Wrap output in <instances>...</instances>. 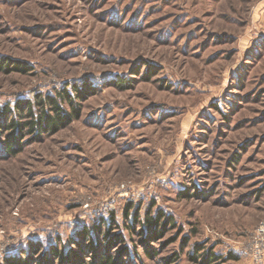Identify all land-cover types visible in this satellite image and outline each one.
I'll return each instance as SVG.
<instances>
[{
  "label": "rangeland",
  "instance_id": "rangeland-1",
  "mask_svg": "<svg viewBox=\"0 0 264 264\" xmlns=\"http://www.w3.org/2000/svg\"><path fill=\"white\" fill-rule=\"evenodd\" d=\"M0 114V264H255L264 0H0Z\"/></svg>",
  "mask_w": 264,
  "mask_h": 264
},
{
  "label": "trees",
  "instance_id": "trees-1",
  "mask_svg": "<svg viewBox=\"0 0 264 264\" xmlns=\"http://www.w3.org/2000/svg\"><path fill=\"white\" fill-rule=\"evenodd\" d=\"M123 82V80L121 81ZM124 84V83H122ZM67 89V88H66ZM86 89H81L78 86L74 88V91L78 96H81L83 92H85ZM66 93L67 90H65ZM64 100L70 104V109L64 108L57 99L53 97H49L46 101V104L42 102V109L40 113H35L33 111L32 105L28 104L26 109L27 112L25 115H21L23 117H30V119L24 123V125H21V123L16 120L12 119L10 122L7 123L9 128H26V125H28V128L30 130H36V131H44V132H51V131H57L67 123L72 122L73 120H76L80 116V110L77 106V100H73L72 93L71 95H66L65 93L62 94ZM49 104L50 112L47 110L46 106ZM6 111H2V113L5 114L8 113V107L6 108ZM2 115V114H0ZM23 124V123H22ZM23 126V127H22ZM13 143V142H12ZM11 142H7L6 149L7 151L12 152L13 154H16L19 150H16ZM159 217V218H158ZM156 217L148 216L147 221L150 226L159 227V224L161 222V215ZM171 220V219H170ZM155 232V230H154ZM197 252L200 251V253H196V257H200L202 259L203 264H223L224 260H222V256L216 252H214L210 248L204 247L201 244H197L196 246ZM56 250H54L55 252ZM54 255H57V257H62V253H58L56 251L53 253ZM198 255V256H197ZM229 259H236V255H234L232 252L228 256ZM47 259L44 260L46 262ZM102 264H116V261L113 259L111 255L102 256L101 260ZM21 264H26L23 260H21Z\"/></svg>",
  "mask_w": 264,
  "mask_h": 264
},
{
  "label": "built area",
  "instance_id": "built-area-1",
  "mask_svg": "<svg viewBox=\"0 0 264 264\" xmlns=\"http://www.w3.org/2000/svg\"><path fill=\"white\" fill-rule=\"evenodd\" d=\"M253 261L255 264H264V219L259 224L252 241Z\"/></svg>",
  "mask_w": 264,
  "mask_h": 264
}]
</instances>
